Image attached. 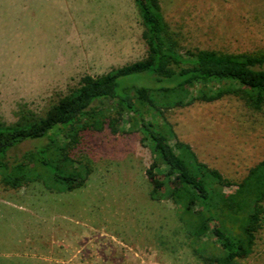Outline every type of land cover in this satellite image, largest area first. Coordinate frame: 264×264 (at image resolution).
Here are the masks:
<instances>
[{
  "label": "rangeland",
  "instance_id": "1",
  "mask_svg": "<svg viewBox=\"0 0 264 264\" xmlns=\"http://www.w3.org/2000/svg\"><path fill=\"white\" fill-rule=\"evenodd\" d=\"M159 1L181 52H264V0ZM142 32L133 0H0V126L42 117L85 75L142 60ZM159 123L233 182L264 161V104L253 110L228 96L171 109ZM127 126L82 134L72 155L91 169L82 188L13 190L0 175V264H203L176 207L150 197L152 157ZM238 264H264V222Z\"/></svg>",
  "mask_w": 264,
  "mask_h": 264
},
{
  "label": "trees",
  "instance_id": "2",
  "mask_svg": "<svg viewBox=\"0 0 264 264\" xmlns=\"http://www.w3.org/2000/svg\"><path fill=\"white\" fill-rule=\"evenodd\" d=\"M133 2L143 27L145 57L98 77L83 76L80 85L42 117L0 126L1 183L13 190L35 182L50 191L82 188L91 169L77 168L72 156L82 134L127 123L126 133L142 135L152 157L145 171L150 197L176 207L178 222L196 244L193 254L203 264H238L253 252L264 222V161L233 182L200 162L190 146L159 121L171 109L228 96L259 110L264 104V52H181L160 1ZM24 143L32 147L15 154Z\"/></svg>",
  "mask_w": 264,
  "mask_h": 264
}]
</instances>
